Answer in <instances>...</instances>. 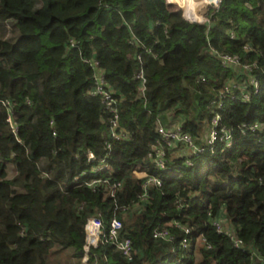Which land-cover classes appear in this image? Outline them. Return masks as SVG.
Returning <instances> with one entry per match:
<instances>
[{"label": "trees", "instance_id": "1", "mask_svg": "<svg viewBox=\"0 0 264 264\" xmlns=\"http://www.w3.org/2000/svg\"><path fill=\"white\" fill-rule=\"evenodd\" d=\"M180 1L186 12H197L196 2ZM166 2L173 3L0 0V264H45L58 250L83 264L84 227L92 216L105 228L119 218L133 254L128 259L99 244L89 248L86 264H262L256 255L264 257V0H221L204 23L187 21ZM211 48L257 67H222ZM93 60L118 99L119 129L127 137H110V113L91 94ZM250 76L259 81L257 94ZM243 81L248 103L234 87ZM225 87L229 92L221 93ZM213 100L222 101L219 109ZM215 114L218 128L231 129L232 144L217 141L211 150L201 138ZM157 120L179 123L205 147L190 168L182 157L164 170L148 160ZM255 121L254 132L241 128ZM106 142L114 172L100 171L109 182L88 186L83 182L105 157ZM142 168L162 180L145 200L139 197L143 179L135 174ZM115 183L120 187L111 196ZM220 217L243 249L216 232L212 221ZM171 221L191 228L189 248L181 246L179 228H171L173 239L152 237Z\"/></svg>", "mask_w": 264, "mask_h": 264}, {"label": "built area", "instance_id": "2", "mask_svg": "<svg viewBox=\"0 0 264 264\" xmlns=\"http://www.w3.org/2000/svg\"><path fill=\"white\" fill-rule=\"evenodd\" d=\"M204 4V6L210 8L217 7L221 0H200ZM173 2V1H172ZM167 4V2H166ZM168 5V4H167ZM169 10L170 8H175V4L172 3L169 6H167ZM183 11L182 15L183 17L189 21V22H197L200 23V21H197L194 18V12L191 10L189 12H186L185 8L181 9ZM174 11V10H173ZM187 13V14H186ZM186 14V15H184ZM206 20V19H205ZM208 21V20H207ZM229 36L231 39H234L236 37V34L234 31L229 32ZM74 40L68 41V46L74 45ZM245 48H249L247 45H245ZM211 54L217 58V60L220 62V65L222 67H234L238 68L243 72H250L253 70V68H256L257 65L255 64H242L240 63L241 59L236 54H229L220 52L219 50L215 48L210 49ZM91 64L95 68L96 72L94 74V88L91 91V94L98 95L101 97L102 102L104 104V109L106 112L110 113V119H109V130H110V137L112 139H121L122 137L129 136V133L122 131L119 126V113L117 108V102L118 99L113 96L114 92L111 89H108L107 84L104 82L103 74L101 70L98 68L97 61H92ZM139 78V85H138V91L139 95L141 97L144 96V83H145V76L143 74L142 70H139L137 74ZM200 81L204 82L205 77L199 76ZM249 85L250 90L252 93L257 94L259 92V81L255 76H250L249 78ZM245 86L244 81L239 84H234V87H237L240 90H243V93L241 94V99L243 102L248 103V100L250 99L251 93L248 90L242 89ZM228 87H225L224 90L221 91V93H228ZM2 105L7 107L8 114H7V122L9 123L11 129L14 133H17L18 125L16 124L13 114L11 111V103L8 99L1 100ZM211 105H216V109H219L222 105V101H211ZM219 120L220 116L218 114H215L212 116L210 120V126L206 133H204V136L201 138L202 144L205 143L211 150H213L214 145L217 141L224 143V146H230L232 144V132L231 129L225 125L219 126ZM260 127V124L258 122H253L250 124H242L241 128L246 129L250 132H254ZM156 133L158 134V137L153 141V143L150 146V150L147 153L148 160L154 165L155 168L164 170L167 168V166L171 163L173 158H184V164L187 167H191L193 165L192 158L193 156L198 155L201 153L205 147L203 148L202 145L195 142L192 135L186 131H184L179 123H171L169 125H163L160 121L157 120L156 126H155ZM106 155L100 160V163L93 167L90 171V174L92 178L88 181H85V183L88 186H94L97 184H105L108 183V179L101 178L97 176L100 171L103 170H111L112 165V156L114 154L113 147L110 142H106ZM87 159L88 161H93L95 159V156L93 153L88 150L87 151ZM137 173H143V175L139 178H142L143 181L141 182V186L143 188L142 193L140 194V199L145 200L148 197V188L152 186H160L162 184V180L160 177L156 175H149L147 174L145 168H142L141 170H136L135 174ZM87 173L83 171L81 173V177L86 175ZM120 187L119 183L113 184L112 188L110 189V195L114 196V191L116 188ZM212 224L215 227V230L219 234L227 235L231 237L234 241V245L236 247L242 248L243 246L241 244V241L236 239L232 233V230L225 224V220L220 217L219 219L213 220ZM179 228L183 231V236L181 238V246L183 248H189L191 245V228L187 225H182L179 221H171L168 222L166 226L161 228H155L152 231V237L153 238H159L163 240H170L174 238V234L171 230V228ZM123 228L122 221L113 216L107 228H105V223L103 222V219L99 218L98 216H92L88 218L84 230H85V254L83 258V264H86L88 259V251L90 247H96L99 244L107 246L112 245L116 251L120 252L125 258L130 259L133 254V244L130 238L123 237L121 234ZM202 241L205 243V238L202 237ZM254 255H256L255 252H253ZM258 261L260 263L264 264V257L256 255ZM256 264V263H252Z\"/></svg>", "mask_w": 264, "mask_h": 264}, {"label": "rangeland", "instance_id": "3", "mask_svg": "<svg viewBox=\"0 0 264 264\" xmlns=\"http://www.w3.org/2000/svg\"><path fill=\"white\" fill-rule=\"evenodd\" d=\"M166 1V0H165ZM173 3L175 4V8H170V4L167 5L171 10L177 11L180 10L182 13L183 11L181 10L184 8V6L181 4L180 0H172ZM196 2L197 4L195 6H191V8L195 7L196 9V14L194 15V18L197 21H200V23L207 22V15L209 11V7L204 6L202 1L200 0H186V4L189 7V3ZM185 15V14H184ZM206 19V20H205ZM111 170H114V167L111 168ZM114 172V171H113ZM52 252L48 257L46 258V263L45 264H73L72 261L70 260V252L67 250H58L57 252Z\"/></svg>", "mask_w": 264, "mask_h": 264}, {"label": "crops", "instance_id": "4", "mask_svg": "<svg viewBox=\"0 0 264 264\" xmlns=\"http://www.w3.org/2000/svg\"><path fill=\"white\" fill-rule=\"evenodd\" d=\"M142 175H143V173L142 174L141 173L136 174L137 177H141Z\"/></svg>", "mask_w": 264, "mask_h": 264}, {"label": "bare ground", "instance_id": "5", "mask_svg": "<svg viewBox=\"0 0 264 264\" xmlns=\"http://www.w3.org/2000/svg\"><path fill=\"white\" fill-rule=\"evenodd\" d=\"M186 10V9H185ZM196 14V13H195Z\"/></svg>", "mask_w": 264, "mask_h": 264}]
</instances>
